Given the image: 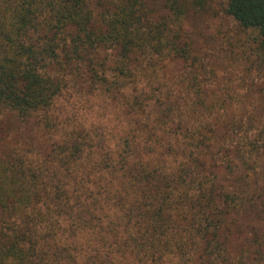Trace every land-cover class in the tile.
<instances>
[{"label":"trees","instance_id":"1","mask_svg":"<svg viewBox=\"0 0 264 264\" xmlns=\"http://www.w3.org/2000/svg\"><path fill=\"white\" fill-rule=\"evenodd\" d=\"M210 1L110 0L96 14L92 0H0V107L23 119L48 109L64 85L57 69L78 60L90 67L92 53L104 46L115 50L112 84L120 90L123 80L134 83L130 110L143 116L149 102L136 88L141 75L165 59L194 63L182 25ZM224 1L226 14L257 32L264 60V0ZM153 99L170 109L173 96ZM169 117L162 111L163 124ZM169 133L156 139L171 149ZM85 143L71 136L55 144L49 187L21 165L0 175L1 213L20 219L0 232V264H264L260 249L247 261L230 251L245 218L257 212L259 196L239 189L236 180L235 191L202 180L201 152L210 147L203 138L176 169L146 162L136 145L116 161L93 158L92 167L81 168ZM43 197L48 211L40 207ZM83 235L87 254L78 239ZM116 252L134 262H114Z\"/></svg>","mask_w":264,"mask_h":264},{"label":"rangeland","instance_id":"2","mask_svg":"<svg viewBox=\"0 0 264 264\" xmlns=\"http://www.w3.org/2000/svg\"><path fill=\"white\" fill-rule=\"evenodd\" d=\"M155 1L161 5L162 0ZM224 2L211 0L183 22L182 42L189 44L194 63L165 59L141 75L136 88L149 102L143 116L130 110L134 83L123 80L120 90L112 84L117 76L115 50L104 46L92 53L90 67L78 60L57 69L64 85L48 109L23 119L0 107V175L21 165L49 187L56 164L53 148L71 136L88 140L81 168L92 167L93 158L116 161L136 145L146 162L176 169L187 163L197 150L194 144L203 138L210 147L200 151L202 180L223 182L228 191H235L231 183L236 180L239 189L254 190L259 196L257 212L245 218L243 233L230 242L232 255L247 261L257 249L264 253V60L257 32L226 14ZM91 5L98 14L110 0H92ZM101 77L108 81L101 83ZM165 95L173 96L170 109L153 99ZM162 111L170 115L166 124L160 119ZM167 131L172 135L171 149L156 139L167 136ZM40 200L42 211H48L49 199ZM1 212L0 232L8 231L7 221L20 220L12 212ZM78 239L87 254V236ZM113 257L116 263L134 262L121 252Z\"/></svg>","mask_w":264,"mask_h":264}]
</instances>
